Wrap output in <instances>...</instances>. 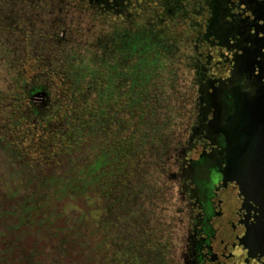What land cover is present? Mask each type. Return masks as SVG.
I'll return each instance as SVG.
<instances>
[{
    "label": "rangeland",
    "instance_id": "rangeland-1",
    "mask_svg": "<svg viewBox=\"0 0 264 264\" xmlns=\"http://www.w3.org/2000/svg\"><path fill=\"white\" fill-rule=\"evenodd\" d=\"M59 1L7 0L3 5L0 12V136L3 134L7 112L26 105L25 99H22L23 80L37 78L42 80L44 86L46 82L53 80L51 86L53 83L59 84L60 90L65 91L67 86L61 83L60 74L67 73L68 69L70 74L76 70L74 56H82L87 61L91 59L89 62L96 59L97 63L104 60L114 63V95L107 106V98L102 97L96 102L101 106L100 120L107 122V132L112 134L118 126L123 125L126 130L123 133H127L123 135L128 138L137 128L147 144L136 156V161L132 156L124 158L120 171L110 170L101 179L109 194L106 203L110 206L107 222L102 220L98 226L101 230L102 226L109 223L106 238H109L108 254L113 257V264H182L181 246L186 224L181 211L183 202L180 183L183 182L177 180L175 172L180 169L177 156L181 155L183 147H187L186 140L197 118L195 106L198 93L194 71L186 65L192 46L181 47V39L184 36L191 39L193 33L181 22L180 16L175 17L171 24L164 23L163 29L160 27L157 31L153 18H149L148 25L143 27V19L137 15L132 17L134 23L126 27L122 17L119 23L113 24L115 21L109 14L100 17L96 10L94 13L83 12L85 3L80 0H68V8L63 10ZM139 1L143 5L147 3V0ZM134 10L130 9L131 12ZM126 28L130 31L126 32ZM137 34L140 35L142 44L132 49L129 42ZM69 35H72L70 43L73 46L70 50L66 45ZM83 41L110 43L112 52L102 54L99 50L100 54L91 51L79 55L74 46L80 49L78 46ZM61 43L66 47L63 51L57 45ZM202 51L205 55L201 59L202 64L199 63L201 67H205L202 72L214 79L228 74L224 57L222 58L218 49L209 50L204 46ZM56 54H60L57 55L60 64L46 71L44 62L51 59L57 61ZM207 54H214V58L209 59ZM18 61L21 62L14 67V63ZM138 66L147 74L133 90L129 86L131 83L126 85L124 76L130 79ZM106 71H109L107 65L100 64L96 74L102 80ZM120 74L124 75L123 78H119ZM147 78L149 82L143 84ZM89 82L90 80L84 81L83 88ZM85 93L82 98H86ZM13 94L20 96V99L12 101L9 96ZM143 95L146 99H143ZM89 97L90 99L77 104L76 108L79 107L83 119L80 122L86 119L88 107L95 102L97 89ZM9 121L10 119L6 122ZM97 121L86 119L84 124H94ZM155 140L158 142L151 145ZM0 141L5 147L12 144L6 138ZM36 146L31 151L32 161L42 154L41 149ZM187 157H197V152L192 150L187 153ZM47 159L49 155L45 154L35 162L47 164ZM59 171L63 172V169L59 168ZM197 171L202 183H207L204 167L200 166ZM25 195L20 194L17 201L25 202ZM64 207L65 204L60 209ZM91 213L97 216L94 211ZM68 214H72L71 219L78 217L73 209L68 210ZM88 216L87 213L83 214L85 219ZM72 224L76 225V222ZM100 230L93 243L97 241L101 244L103 236ZM57 242L58 239L55 238L44 256L33 255L34 257L27 258L23 253L18 256V260H22L21 264H25L24 261L26 264H73L75 260H80L78 254L66 256L61 249H55L53 243ZM64 248L67 249L68 246L65 244L62 246Z\"/></svg>",
    "mask_w": 264,
    "mask_h": 264
},
{
    "label": "trees",
    "instance_id": "trees-1",
    "mask_svg": "<svg viewBox=\"0 0 264 264\" xmlns=\"http://www.w3.org/2000/svg\"><path fill=\"white\" fill-rule=\"evenodd\" d=\"M68 38L66 45L70 50V47H73L70 43L72 35ZM109 44L83 41V44L78 46L81 50L77 49V46L74 47L79 55L91 51L97 54L101 51L104 54L112 52ZM129 44L132 49L142 44L140 35H135ZM65 48L62 46L60 50ZM58 56L57 61L51 59L44 62L46 71L60 64ZM90 60L74 56V67L78 69L72 74L69 69L67 73H58L61 75V83L67 86L65 91L60 90L59 84L53 83L50 92L42 95V103L29 107L28 101L25 100V106L9 110L5 115L10 121H5L0 140L6 138L12 144L5 147L0 141V264H21L22 260H18V256L23 253L27 258L33 255L44 256L47 247L51 248L55 238L58 239L56 244L53 243L55 249H61L66 256L80 255V260H75L73 264H113L114 259L108 254L109 238H106L109 223L102 226L101 230L98 226L102 220L107 222L110 206L106 203L109 194L101 179L110 170L120 171L124 158L132 156L136 161V156L147 143L137 128L133 130L130 138L123 135V125L118 126L113 134L107 132V122L100 120L101 106L96 102L102 97L107 98V106L114 95V63L111 64L107 60L97 63L96 59L89 62ZM20 62L14 63V67ZM100 64L107 65L109 70L103 74L102 80L100 75L96 74ZM146 74V71L138 66L130 79L122 74L119 78L124 76L126 85L131 83L129 86L134 90ZM87 80L90 82L83 88L84 81ZM129 80L131 82L128 83ZM147 82L148 78L143 84ZM34 84L37 88L31 94L26 89L22 99L25 96L31 98L44 86L41 81ZM95 89L97 97L88 107L86 119L98 121L87 125L84 124L86 119L80 122L81 111L76 107L78 102L90 99L89 95ZM84 93L86 98H82ZM9 97L12 101L20 99L17 94ZM45 105L48 107L43 108ZM157 142L158 140L152 141L151 145ZM34 145L41 149L42 154L32 161L31 151L34 150ZM45 154L49 155L47 164H36L35 161L41 160ZM59 168H62L63 172L59 171ZM188 172L190 171H187L185 177L189 175ZM22 193L26 194L25 202H18ZM64 204L65 207L60 209ZM72 209L78 214L74 219H71L72 214H68V210ZM92 211L98 217L93 216ZM84 213L89 215L86 219L83 218ZM14 220L16 221L12 224ZM74 222L76 225L72 224ZM98 230L102 231V245L97 241L93 243ZM65 244L68 248L62 249ZM24 262L26 264V261Z\"/></svg>",
    "mask_w": 264,
    "mask_h": 264
},
{
    "label": "flooded vegetation",
    "instance_id": "flooded-vegetation-1",
    "mask_svg": "<svg viewBox=\"0 0 264 264\" xmlns=\"http://www.w3.org/2000/svg\"><path fill=\"white\" fill-rule=\"evenodd\" d=\"M80 1L85 3L83 12L96 10L100 17L109 14L113 24L122 17L127 27L134 23L132 17L139 15L143 19L141 26L153 18L158 31L164 23L171 24L180 16L193 33L191 39H181V47L192 46L186 65L194 71L198 93L197 118L186 140L187 147L177 156L180 169L175 172L177 180L183 182L181 211L186 224L182 264H264L263 252L247 246V232L256 222L258 205L253 199L247 200L239 183L227 175V141L223 133L227 118L233 114L236 96L253 98L264 92V0H147L146 5L139 0ZM5 2L0 0V12ZM59 3L62 10L68 8V0ZM132 8L134 12L130 11ZM204 46L219 50L228 69L226 76L214 79L202 72L205 67L199 63L205 56ZM207 57L212 59L214 54ZM23 81V92L29 90L31 94L37 88L34 83L42 80ZM50 89L51 81L31 98L25 96L27 105L42 103V95ZM192 150L197 157L188 158L187 153ZM200 166L206 170L207 183L198 176ZM187 171L190 172L185 177Z\"/></svg>",
    "mask_w": 264,
    "mask_h": 264
},
{
    "label": "water",
    "instance_id": "water-1",
    "mask_svg": "<svg viewBox=\"0 0 264 264\" xmlns=\"http://www.w3.org/2000/svg\"><path fill=\"white\" fill-rule=\"evenodd\" d=\"M236 98L233 114L223 128L226 171L239 183L246 199L258 205L256 222L247 232V246L264 254V92L253 98L241 94Z\"/></svg>",
    "mask_w": 264,
    "mask_h": 264
}]
</instances>
